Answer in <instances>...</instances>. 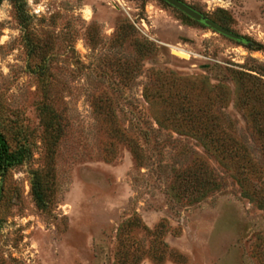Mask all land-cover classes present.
I'll use <instances>...</instances> for the list:
<instances>
[{
  "label": "rangeland",
  "instance_id": "obj_1",
  "mask_svg": "<svg viewBox=\"0 0 264 264\" xmlns=\"http://www.w3.org/2000/svg\"><path fill=\"white\" fill-rule=\"evenodd\" d=\"M179 1L242 41L163 0L0 2V264H264V0Z\"/></svg>",
  "mask_w": 264,
  "mask_h": 264
},
{
  "label": "water",
  "instance_id": "obj_2",
  "mask_svg": "<svg viewBox=\"0 0 264 264\" xmlns=\"http://www.w3.org/2000/svg\"><path fill=\"white\" fill-rule=\"evenodd\" d=\"M166 4L173 7L174 9L178 10L180 13L185 15L187 18L204 25L205 27L212 30L214 33H217L223 37L235 40V41H242V38L234 33L220 27L219 25L215 24L214 22L204 18L200 13L196 12L195 10L191 9L189 6L184 4L179 0H163Z\"/></svg>",
  "mask_w": 264,
  "mask_h": 264
},
{
  "label": "trees",
  "instance_id": "obj_3",
  "mask_svg": "<svg viewBox=\"0 0 264 264\" xmlns=\"http://www.w3.org/2000/svg\"><path fill=\"white\" fill-rule=\"evenodd\" d=\"M3 0H0V2ZM12 165V156L8 152V148L3 137L0 134V176H3ZM32 193L37 207H41L43 204L42 189L35 180L32 184Z\"/></svg>",
  "mask_w": 264,
  "mask_h": 264
},
{
  "label": "bare ground",
  "instance_id": "obj_4",
  "mask_svg": "<svg viewBox=\"0 0 264 264\" xmlns=\"http://www.w3.org/2000/svg\"><path fill=\"white\" fill-rule=\"evenodd\" d=\"M171 48V50H172V53L176 56V57H178V58H180V59H187L189 56H190V53H188L187 51H184V50H182V49H180V48H177V47H170Z\"/></svg>",
  "mask_w": 264,
  "mask_h": 264
}]
</instances>
